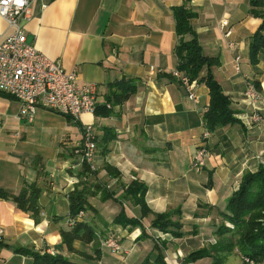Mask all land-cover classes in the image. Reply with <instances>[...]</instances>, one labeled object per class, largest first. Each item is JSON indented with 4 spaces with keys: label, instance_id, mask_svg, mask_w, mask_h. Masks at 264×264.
I'll return each mask as SVG.
<instances>
[{
    "label": "crops",
    "instance_id": "obj_1",
    "mask_svg": "<svg viewBox=\"0 0 264 264\" xmlns=\"http://www.w3.org/2000/svg\"><path fill=\"white\" fill-rule=\"evenodd\" d=\"M253 2H261L264 8V0L32 3L31 17L24 25L27 41L65 73L75 71L79 86L95 85L98 106L97 114H83L77 122L38 109L33 123L25 124L15 119L19 103L0 92V191L12 197L24 184L36 183L40 189L36 221L10 198H0V264H36L17 249L53 253L71 264H142L147 258L154 260L155 240L165 242L168 264H180L189 253L215 243L227 199L244 173L264 167V100L251 102L245 96L248 83L264 91V50L258 52L256 62L251 60L253 37L262 23L253 14L258 11ZM180 6L194 14L190 24L203 55L218 59L212 73L237 120L209 132V155L200 171L190 165L205 129L203 115L210 99L207 87L198 81L205 70L191 82L196 102L177 79L168 77L178 63L173 10ZM222 22L231 31L229 38L220 28ZM9 32L0 17V42ZM122 83L134 93L115 104L112 97ZM103 107L108 115L102 114ZM255 112L260 122L252 120ZM85 126H92L96 137L91 163L96 174L89 183L98 192L88 198L91 209L84 211L82 223L94 237L88 243L75 240L74 251L69 252L60 232L71 229L68 194L81 180ZM135 181L146 187L145 202L152 213L180 210L182 238L151 229L152 216L142 217L140 207L123 198ZM120 212L141 225H122L117 218ZM110 233L129 250L128 255L100 248V238Z\"/></svg>",
    "mask_w": 264,
    "mask_h": 264
},
{
    "label": "trees",
    "instance_id": "obj_2",
    "mask_svg": "<svg viewBox=\"0 0 264 264\" xmlns=\"http://www.w3.org/2000/svg\"><path fill=\"white\" fill-rule=\"evenodd\" d=\"M189 1L186 0V2ZM252 8L258 9V11L254 10L253 14L262 20L251 44V60L256 62L258 52L264 50V8L261 2H253ZM173 16L175 33L178 37V44L175 48L178 60L176 71L192 82L198 78L203 69L205 70V74L198 79L199 82L207 87L210 98L207 110L203 115L205 129L208 132H213L217 128L236 124L237 120L234 118L230 100L223 93L221 86L212 73V68L219 64L218 59L203 55L197 37L191 27L190 22L194 18V14L185 6H180L174 8ZM168 77L174 80V77ZM120 84L116 85L120 89L112 97L115 104H121L134 93L132 87L123 83L122 85ZM100 110L103 115H108V111L104 107ZM95 114H97V109ZM81 166V171L78 174L81 180L68 194L69 218H75L80 211L90 210L91 206L87 200L89 197L96 196L98 192V188L89 183L90 177L95 176V171L86 163H82ZM107 171L111 173V168H107ZM114 176L118 177V174H114ZM82 178L85 180H82ZM39 194V187H37L36 183H33L24 184L17 196L9 197L8 194L0 191V198H10L18 209L31 214L36 221L40 217V209L38 207ZM145 194L146 187L142 183L135 181L124 191L123 198L130 199L134 205L139 206L142 217L152 216L151 229L170 234L174 238H182L184 233L180 223V210L170 209L161 214L152 213L146 205ZM111 198L113 199V197L107 199ZM107 199L103 198V200ZM173 217H177L176 220H173ZM219 217L221 220L214 233L215 243L189 253L183 263L188 264L202 259H211L212 264H225L227 257L235 251L241 257V264H264L263 166L259 167L255 172L244 173L238 189L227 199L226 207L219 214ZM117 218L122 221V225H141L139 220L126 219L123 212H120ZM81 233L82 235H80ZM142 234L146 236L144 232ZM60 235L62 243L69 252L74 251L72 244L75 240L81 239L88 243L94 237L93 231L82 222L73 225L68 232L61 231ZM164 249L165 242L155 240L153 250L156 256L154 260L151 262L147 258L142 264H168L165 260ZM16 252L21 255L32 256L36 264H71L59 255L34 253L26 249H17Z\"/></svg>",
    "mask_w": 264,
    "mask_h": 264
},
{
    "label": "built area",
    "instance_id": "obj_3",
    "mask_svg": "<svg viewBox=\"0 0 264 264\" xmlns=\"http://www.w3.org/2000/svg\"><path fill=\"white\" fill-rule=\"evenodd\" d=\"M34 1L0 0V17L10 30L0 42V92L19 103L15 119L22 123H33L38 109L77 122L83 114H95L98 106L96 86L92 84L79 86L75 71L65 73L59 63L50 61L36 50L33 43L27 41L24 25L31 17V5ZM220 28L224 30V36L229 38L231 31L227 30V23L222 22ZM228 46L234 48L232 42ZM237 60L238 58L235 59ZM236 70L238 71V67ZM172 77L180 81L189 99L196 102L192 83L177 71L172 73ZM245 96L251 102L264 100V91L260 93L253 84L248 83ZM252 120L261 121L258 112L252 115ZM208 138L209 132L204 129L190 165L194 171H200L205 166L209 155L206 145ZM80 148V163H86L92 169L91 163L96 150V137L92 126L83 128ZM83 218L84 211H80L75 218L69 219V225L72 227L82 222ZM2 236L3 231L0 228V238ZM100 248L116 254H129V250L125 249L117 236L111 233L100 238Z\"/></svg>",
    "mask_w": 264,
    "mask_h": 264
},
{
    "label": "rangeland",
    "instance_id": "obj_4",
    "mask_svg": "<svg viewBox=\"0 0 264 264\" xmlns=\"http://www.w3.org/2000/svg\"><path fill=\"white\" fill-rule=\"evenodd\" d=\"M189 244H185V247H188ZM195 246V245H194ZM201 245H199L200 247ZM190 247L193 248V245L190 244ZM187 257V256H186ZM200 261V260H198ZM197 262V261H196ZM242 260L241 257L234 251L233 253H231L228 257L227 260L225 262V264H241ZM199 264H212V260L211 259H202V261L198 262ZM180 264H185V263H180ZM188 264H194V263H188ZM252 264V263H250ZM263 264V263H260Z\"/></svg>",
    "mask_w": 264,
    "mask_h": 264
}]
</instances>
